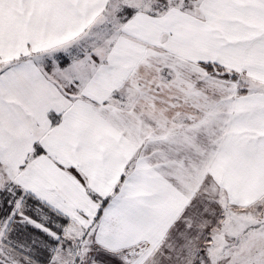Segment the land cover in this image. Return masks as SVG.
<instances>
[{
  "label": "snow or ice",
  "instance_id": "obj_1",
  "mask_svg": "<svg viewBox=\"0 0 264 264\" xmlns=\"http://www.w3.org/2000/svg\"><path fill=\"white\" fill-rule=\"evenodd\" d=\"M0 264H264V0H0Z\"/></svg>",
  "mask_w": 264,
  "mask_h": 264
}]
</instances>
